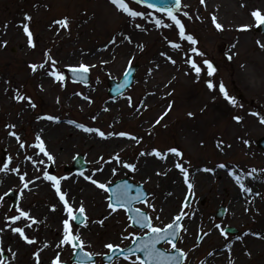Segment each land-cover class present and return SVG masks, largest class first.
Wrapping results in <instances>:
<instances>
[{
    "label": "rangeland",
    "instance_id": "rangeland-1",
    "mask_svg": "<svg viewBox=\"0 0 264 264\" xmlns=\"http://www.w3.org/2000/svg\"><path fill=\"white\" fill-rule=\"evenodd\" d=\"M129 3L138 11L154 12L145 5H138L130 0ZM253 9L264 12V0H205L204 4L200 0H181V8L176 11V15L184 24L186 33L192 34L198 41L194 46L205 54L200 56L190 51L193 46L190 41L180 39L179 29L174 21L159 12H155V16L163 19L164 24L157 27L151 15L130 17L117 10L110 0H0V167L8 162L9 156L12 157L9 162L11 168L18 159L28 163L26 157L34 154L37 156L36 160L43 163H32L28 172L31 182L43 180L47 184L46 192L35 186L37 182L32 185L34 188L27 191L15 176V172L10 171L12 180L0 188V197H3L0 200V229H3L0 232V244L11 245L10 236L13 235L18 240L17 244L23 247L20 248L23 253L19 249L18 252L14 251L15 258L0 253V260L4 264H23L24 258H29L35 248L32 246L25 250L29 243L5 225L24 228L26 235L36 238L34 244L41 241L48 245L53 244V249L50 248L43 258L45 264H51L56 253H60L61 260L65 262L73 254L70 246H58L63 234L62 220L68 218L64 211L58 214L60 220L49 232L37 230L44 215L49 217L51 210L47 198L55 191L51 186L52 182L43 178V169L53 175L67 177L66 179L75 175L84 178L90 175L95 180L107 183L126 178L141 184L148 194L149 203L156 207L158 200L154 202L151 199L155 190L153 182L134 177L132 169L128 172L123 163L109 159L118 154L121 162L134 164L142 151L143 157H153L159 164L167 162V170L172 168L178 174L179 183L185 188L188 187L184 184V177L180 169L175 167L177 162L188 168L190 182L192 174L199 170H220L218 174L204 171L208 175V183L202 189L195 184L191 192H181L182 195L176 198L174 211L163 212L161 209L148 208L142 202L135 205L148 212L153 217V223L163 227L180 212L185 196H191L184 209L188 215L182 218V224L185 226L184 221L193 214H198V221L192 239L188 240L187 233L181 230L177 240L178 247L188 252L184 264H199L205 257L207 244L200 246L206 235L201 229L203 223H209L207 227L214 226L222 245H228V251L229 243L234 239L238 241L237 250L227 254L225 261L217 264H229V261L235 264L240 259L241 262L237 264H264V247H261L263 242L256 240L251 246H245L240 239L242 234L254 233L258 227L264 231V187L253 191V200L239 198L241 204L238 203V211L233 213L228 211L232 208L228 194L231 184L222 183L224 178L229 182H236L234 177L230 178L228 169L234 170L240 177L264 180V154L256 146V141L264 136V123L255 114L264 115V47L257 44V41L264 44V34L255 26L251 16ZM184 12L189 15L185 16ZM25 13L31 16L30 21L24 20ZM213 15L223 25L222 30L213 25ZM63 16L69 18L70 27L57 31L58 26L52 22ZM21 21L29 24L35 47L28 45ZM245 24L253 26L240 30L239 26ZM122 31L127 32L129 44L121 41L123 37L119 33ZM113 37L119 38L118 41L109 43ZM168 40L180 43L181 47H172ZM3 41L7 43L4 44ZM105 45L108 46L104 47ZM46 50L64 73V65L67 64L83 61L95 65L87 73L89 82L86 85L74 83L65 73L64 86L61 87L60 82L48 75V67L33 71L30 64H40L47 60ZM226 53L232 58L229 59ZM169 56L175 63L168 60ZM156 57L165 59L160 58L161 62L152 63ZM189 57L201 66L199 78L185 62ZM205 58L211 60L217 69L212 76L208 75L207 66L202 63ZM129 60L132 61V71L127 74L128 81L125 84V69ZM101 61L107 63L102 64ZM209 79L216 85L215 88H208L206 81ZM109 81L124 84L123 93L115 99L107 93ZM221 81L229 95L236 98L237 105L230 104L220 93ZM154 86L158 88L153 89ZM17 92L31 100L15 99ZM149 92L152 93L147 96ZM128 97H131V104ZM169 104L172 105L171 109L168 108ZM189 112L194 115L189 116ZM46 114L59 117L58 121L61 123L68 121V127L71 126L78 132L76 136L63 131L60 138L53 140L43 137L46 149L52 154L54 161H48L46 156L38 154V149L33 147L39 129L36 127V119L46 117ZM236 115L243 119L236 121L233 119ZM93 116H96L95 120L92 119ZM157 120L159 123H156ZM69 121L99 128L104 132H129L139 138L140 142L121 137L131 141V145L111 149L108 145L100 147L92 142L88 143L86 137L87 134L99 136L98 134L84 131ZM6 125L15 127H5ZM11 131H15L21 140L11 136ZM221 140L223 144L217 147ZM21 142L25 147H20ZM59 145L65 150L61 152L57 148ZM169 147L181 150L182 157L172 153L162 157L152 154L153 148L164 152ZM78 154H82L89 167L80 172L65 170L67 166H71L73 158ZM104 162L118 166L115 168V175L112 172L105 181L100 176H95L96 171H93L98 169L97 164ZM220 163L228 167H217ZM124 169L126 173L123 172ZM81 172L84 175L81 176ZM66 179L61 180L60 185ZM241 182L244 183L243 180ZM89 185L96 186L92 182ZM9 189L18 193L19 208L28 211L30 215L34 211L32 216L37 218V223L32 224L24 217L18 221L6 219V216L18 215L17 207L11 209V200L5 198L4 194ZM102 192L109 196L104 190ZM80 204H72L74 210ZM220 206L224 207V215L218 218L215 214ZM42 211L44 214L41 216ZM86 215L88 227L96 217L87 210ZM216 225H220L224 232L227 227L233 228L235 233L222 234ZM86 227L73 224V229L79 230L86 242L85 251L102 255L109 251L104 247L107 242L121 244L122 233L127 235L129 232H138L141 236L146 231L132 227L123 209H119L116 216L109 219L105 226L98 227V233L88 231ZM3 232L6 235L2 236ZM4 236L6 238L2 240ZM132 241L129 237L121 246H128ZM161 246L168 251L172 250L167 243ZM102 255H96L95 264H104L100 260ZM134 257L135 255L133 260ZM110 264H131V261L116 258Z\"/></svg>",
    "mask_w": 264,
    "mask_h": 264
},
{
    "label": "snow or ice",
    "instance_id": "snow-or-ice-1",
    "mask_svg": "<svg viewBox=\"0 0 264 264\" xmlns=\"http://www.w3.org/2000/svg\"><path fill=\"white\" fill-rule=\"evenodd\" d=\"M134 2L138 5H146L148 8L153 9V13H147L145 11H138L130 6L129 0H110V3L115 6V8L125 14H127L130 17H146L148 15H151L152 18L155 21V24L157 27L164 24V20L160 17L155 16V12H159L170 18L172 21H174L175 25L179 29V37L180 39H186L187 41L191 42L192 47H190V51L194 54L204 56L205 54L198 48L195 47L198 43L196 38L190 34L186 33L184 24L181 22V20L176 15V10L181 8V0H160L159 3L153 2V0H134ZM201 4L205 3V0H200ZM185 16H188V12H184ZM251 16L253 17L255 21V26L260 27L261 25H264V12H262L260 9H253L251 11ZM199 18V17H198ZM24 20L30 21L31 16L28 13L24 14ZM54 25H57V31H59L61 28L68 29L70 27V21L67 16H63L60 19H56L52 22ZM212 23L215 26L216 29L222 30L223 25L218 22L215 15L212 16ZM21 25L23 27V30L25 34L27 35V43L30 47H35L34 40H33V33L30 30L29 24L21 21ZM52 25H49L51 27ZM253 25H240V30H247L248 28L252 27ZM137 27H142V25H137ZM126 39H129V37H126ZM167 39V38H166ZM115 41V37H113L112 41H109V43H112ZM4 44L7 43V41H3ZM168 43L174 47L179 49L181 47L180 43L172 40H168ZM257 44L261 47H264V44H261L260 41H257ZM108 45H105L104 47H107ZM142 48L143 45H140ZM226 55H228L226 53ZM45 56L47 57V60L42 61L40 64H30V67L33 71H36L38 68H45L48 67V75L53 77L56 81L60 82L61 87L64 86L65 81V73L57 67V61L53 57L49 55L47 50L45 51ZM228 58L231 59V55H228ZM168 60H170L172 63H175V60L169 56ZM50 62V66H49ZM187 64L191 66V69L197 73V78H199V73L201 72V66L197 63L195 59L192 57H189L186 61ZM102 64L107 63V61H101ZM204 65L207 66L208 75L212 76L213 73L217 71L216 67L214 66L213 62L209 59H204L202 61ZM132 61L129 60L128 67L125 69V77L124 81L125 84L128 81V73L132 71ZM65 68L68 69V71L72 74L73 80H85L87 79V73L90 71L92 67H95V65H89L83 61H80L78 64H67L64 65ZM151 71V69H149ZM206 84L209 89L215 88L216 85L213 83L211 79L206 81ZM119 87H123V85H119ZM219 91L223 94L225 99L232 105H237V100L235 97L229 95L227 89L225 88L223 82L221 81L219 84ZM15 99L17 100H24L28 99L31 100L30 97L26 98L25 96L21 95L19 92L16 93ZM85 99H90L88 97H85ZM115 99V97H113ZM129 103H132L131 97H128ZM32 107H35V104L31 105ZM172 105L169 104L168 108L171 109ZM166 114V113H165ZM260 117V120L262 123H264V115H260L259 113H255ZM189 116L194 115L193 113L189 112ZM41 117H37V119H40ZM46 118L51 121H57L59 120V117L53 116V115H47ZM93 120L96 119V116L92 117ZM236 121H241L243 118L239 115H236L233 117ZM69 123L75 124L76 127L87 131V132H95L100 137L104 138L107 136L116 135L119 137H129L131 139L136 140L137 143L140 142V139L135 137L132 133L129 132H104L99 128H91L83 123H77L76 121H69ZM156 123H159V120L156 121ZM5 127H12L14 128L15 125ZM11 136L15 137L18 141L21 140L20 136L15 132L11 131L9 133ZM203 143V142H201ZM247 143V141H245ZM223 144V141H219L217 144V147H220V145ZM20 147H25V144L23 142L20 143ZM33 147L38 149V154L42 153L44 156L47 157L48 161H54V157L51 153H49L46 149L45 143L43 139L41 138L40 134L37 133L35 137V141L33 143ZM172 153L179 157H182L183 153L181 150H179L176 147H169L166 149V151L162 152L159 149L153 148L152 154H154L157 157L166 156L167 154ZM143 155V151L141 152ZM27 160L31 161L33 164H39L43 163V161H38L36 159H33L32 156H27ZM109 159H114L117 163H123L125 167L128 169L135 170V165L128 162H121L120 156L118 154H115L113 157H110ZM12 160V157L9 156L7 158L8 162H4L3 166L0 167V171H11L19 173V166L11 167L9 166V162ZM175 167L180 169L183 177L184 182L188 187L189 192L193 190V185L189 181V170L187 167L183 165L181 162H177L175 164ZM217 167L220 168H227L228 166L224 163H220L217 165ZM100 169H95L93 171H99ZM229 174L232 175L236 181V183L239 185L241 190L246 192H251L252 189L246 187L244 183L241 182V177L235 173L234 170L228 169ZM117 169H112L113 175H115ZM204 171L213 172L214 169L211 168H205ZM43 178L47 181L52 182L51 186L55 189L56 194L59 197V200L63 203L64 212L67 214L66 219L62 220V237L59 241L58 246H64L68 245L72 248L73 252L76 253V250L79 248L80 253H83V255L77 254L76 256V264H95V261L92 259L95 255H102L97 254L93 252L85 251L84 245L85 241L82 238V235L79 230L73 229V224L77 221H79L80 224L87 226V215L86 210L83 202H81L79 208L75 209L73 208L72 204L69 203V199L67 198V194L65 191L61 189L60 181L63 179H66L67 177H60L51 174L47 169L42 170ZM27 173H20L19 179L24 182L23 187L27 188L30 181H26ZM81 175H84L83 172H81ZM248 175H251V173H248ZM40 177H36V179H39ZM87 180L91 181L93 184H95L98 188L104 190L106 193L111 192L113 195L106 196L105 199L107 200V207L110 209L109 215L116 213L119 209H125L130 215L128 216L130 224L138 225L142 229H147L143 232L142 238L137 240V236L140 235L138 232H129L127 235L121 234V244H116L113 242H107L104 247L109 250L110 253H112L111 256L108 257L109 261L112 260L113 256H116L117 254L124 258L126 261H131V264H136V262H139V264H184L186 258L188 257V252L185 251L182 248H179L177 245V239L179 238L178 234L181 230L187 231L186 228H184L183 224L181 223V219L183 217H186L188 213L184 210L187 207V201L188 196H185L184 204L178 214H176L169 223L164 224L163 227L158 226L157 224L153 223V217L146 212L143 208H137L134 207V202H142L144 205H147L148 208L154 209L155 206L151 203H149L148 199L146 198L147 194L144 193L141 190H137L136 194L133 195L130 192V189L133 187L132 185L128 184L127 181H120V183L116 184L114 187H109V184L111 181L105 183L98 180H95L93 176H86ZM11 191V189H9ZM5 196L7 193L4 194ZM3 197H0V200H2ZM52 210L56 209V205L52 204L50 205ZM18 215H9L6 216L7 220L10 221H18L22 217L27 218L28 221H30L32 224L37 223V218L30 215L28 211L23 210L22 208H19L17 205L16 208ZM77 213L79 215H77ZM156 219L158 220L159 217L157 216ZM103 223V221H101ZM31 226V225H29ZM5 227H9L12 232L18 233L19 236L26 241L27 243L31 244L35 241V237H30L29 235L25 234V230L22 227H11L10 225H5ZM218 229H220L222 234L226 233L224 232V229L220 225H216ZM3 229H0V232H2ZM255 236L261 235L260 233H252ZM129 237L132 238L134 241V244L132 246H125L122 247V243L124 240H127ZM161 242H167L170 249L172 251H166L162 247H158L157 245ZM195 247V245H194ZM2 249H0V253H2ZM135 253H142L141 255H135L134 260L132 259L133 255ZM32 255L36 257L37 264H40L39 260V253L33 252ZM248 255H251V253H248ZM13 258H15V252L12 253ZM61 254L56 253V255L53 257L51 264H66L65 261L61 260ZM0 264H4L2 260H0ZM229 264H231V261H229Z\"/></svg>",
    "mask_w": 264,
    "mask_h": 264
},
{
    "label": "bare ground",
    "instance_id": "bare-ground-1",
    "mask_svg": "<svg viewBox=\"0 0 264 264\" xmlns=\"http://www.w3.org/2000/svg\"><path fill=\"white\" fill-rule=\"evenodd\" d=\"M211 2V0H209ZM119 36H122L123 39L121 40L122 42H126V44H129L130 40L126 39V37H129L127 32L122 31L119 33ZM119 39V38H118ZM118 39H115V41H118ZM160 56V55H159ZM161 60L165 59V57H156L152 63L155 62V64L158 62H161ZM152 72V71H151ZM2 80V77L0 76V81ZM158 88L157 86H154L153 89ZM152 92H149L147 96L151 95ZM157 93V92H156ZM154 92V94H156ZM36 127L38 129V133L40 134L42 139H58L63 135V131H66L67 133H71L72 135H78V132L73 129V127H68L69 124L68 122L61 123L57 121H51L48 120L46 117H41L40 119H36ZM44 137V138H43ZM87 139L89 142H92L93 144H96L97 146L103 147V146H109V149L111 148H126L131 145V141H128L126 139H123L121 137L117 136H107V137H100L97 135H92V134H87L86 135ZM58 149L62 152L65 150L64 147L58 146ZM62 148V150H61ZM60 152V153H61ZM33 159H37L36 155H32ZM58 157V156H57ZM32 162L29 161L28 163H25L22 159H18L17 163L15 166H19V173L15 172V176L18 178L19 182L23 185L24 182H22L19 179V174L20 173H27V176L25 177L26 181H30L29 185L25 190L30 191L32 188V185L37 182L36 187H39L40 190H46L47 184L43 182V180H34L31 182V178L29 176V170L31 168ZM134 165L135 170L128 169V172L133 173L134 177H142L145 180H150L153 182V197L151 199H154V202L158 200L157 206L155 209L166 212V211H174L176 208V198L182 194L188 188H185L179 183V178L177 177L178 174H175L176 172L172 171V168L167 170L168 168V163L165 162L163 164L157 163L153 157L150 156H145L143 157L142 154L136 159ZM99 171H96L94 174L95 176H100L103 181L107 180L110 178L112 174V169L118 168V166L114 163L107 162V163H102L97 164ZM120 171V170H119ZM126 173V170L124 169L123 171ZM218 172L220 173V170L215 169L212 174H215ZM161 173H164L161 175ZM158 174V175H157ZM242 175V174H241ZM82 176V175H81ZM158 176V177H155ZM161 176V177H159ZM208 175L206 172L203 170H199V172L192 174L191 176V182L192 185L194 186L199 185V189H202L205 184L208 183L207 177ZM243 176V175H242ZM160 178V179H159ZM244 181V184L246 187L251 188V192H246V191H241V188L236 182H229L227 178H224L222 180L223 184L228 185L229 183L231 184L230 186V192L228 193L230 195L231 199V206L232 208L228 209V211H233V213L238 211V203L241 204L240 199H247V200H253V195L257 191V189H260L264 187V180L255 178L250 180L249 177L243 176L241 177ZM12 180V176L10 174V171H2L0 172V188L4 187L5 185L8 184ZM155 180V181H154ZM261 180V181H260ZM91 181L87 180L84 177L80 176H70L68 179H66L64 182H62L61 189L65 192H67V198L69 199L70 204L74 203H81L83 201V204L88 211L90 212L93 216L96 218L93 219V222L91 225H89L87 228L88 231L91 232H97L98 227L105 226V224L109 221V219H112L114 216H116V213H113L109 215L110 209L107 207V202H106V195L102 192L100 188H97V186H92L89 185ZM185 184V183H184ZM222 187V185H220ZM182 192V194H181ZM253 193V194H252ZM44 194V193H43ZM244 194H248L249 196H244ZM242 195V196H241ZM241 196V197H240ZM248 197V198H247ZM240 198V199H239ZM150 199V198H149ZM239 199V200H238ZM47 202L50 205L55 204L56 209L52 210L50 207L51 212L49 211L48 215L49 217L44 215V219L41 221V225L38 226L37 230L44 231V232H49L50 228L53 227V225L56 224V222H59L60 218L58 214H61L64 211L63 208V203L59 200L58 195L55 193H52L51 197L47 198ZM245 202V201H244ZM39 205V204H36ZM40 209V208H38ZM34 214V211H33ZM32 214V215H33ZM43 211L41 212V216L43 215ZM203 218V217H202ZM103 221V223H101ZM198 221V214H193L190 215L185 221H184V228L187 229L185 231L187 233V239H192L193 237V232L196 231L195 224ZM258 225L260 223H257ZM209 223H203L201 226V229L206 232L205 238L203 239V244H200V246H203L207 244V252L205 254V257L199 262V264H217L219 262H223L224 257H227V254L229 255L231 252H234L238 248V241H231L229 243V251H228V245H222L221 240L218 238L216 231L214 230L213 227H207ZM257 225V226H258ZM204 228V229H203ZM255 231L260 233L261 235L255 236L251 232H247L241 235L240 239H242L245 243V246L255 243L256 240L262 241L264 247V231L260 229L259 227L255 229ZM99 232V231H98ZM97 232V233H98ZM254 232V233H256ZM85 233V232H84ZM6 235L5 232H3L1 235ZM84 237V236H83ZM6 237L4 236L2 240H4ZM10 239L12 240V244L9 245L7 243L0 244V249H2V253H6L9 257H12V253L18 252L17 250L19 249L20 253H23L20 248H23L20 246L18 243V240L14 239V236H10ZM1 243V242H0ZM32 246H35V248L32 250L33 252H38L39 253V260L40 264H45L43 261V258L46 253H48L53 249V244L48 245L45 244L44 242H39L38 244L31 243L27 246H25V250L28 248L30 249ZM241 262V259L235 264ZM23 264H37L36 257H34L32 254L29 258H24V263Z\"/></svg>",
    "mask_w": 264,
    "mask_h": 264
},
{
    "label": "water",
    "instance_id": "water-1",
    "mask_svg": "<svg viewBox=\"0 0 264 264\" xmlns=\"http://www.w3.org/2000/svg\"><path fill=\"white\" fill-rule=\"evenodd\" d=\"M153 2L159 3L160 0H153ZM263 27H264V25H263ZM258 145L264 148V137L261 138V139L259 140ZM85 167H86V165L82 162V156H78V157L76 158V160H75V163H74L73 168H75V169H83V168H85ZM118 183H120V182H117L116 184H118ZM116 184H115V185H116ZM115 185H113V186H111V187H114ZM110 193H111V192H110ZM111 194H112V193H111ZM112 195H113V194H112ZM7 196H8V197H11V198L13 199V204H12V206H15V205H16V193H15V192H9V193L7 194ZM222 213H223V209L221 208V210H219V212L217 213V216L222 215ZM228 231H232V229H229ZM73 259H76V258H73ZM108 261H109V259H108Z\"/></svg>",
    "mask_w": 264,
    "mask_h": 264
}]
</instances>
